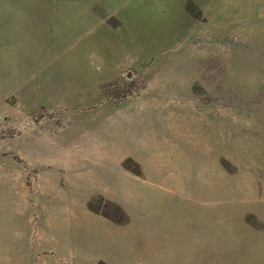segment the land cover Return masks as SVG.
Returning a JSON list of instances; mask_svg holds the SVG:
<instances>
[{"label":"rangeland","instance_id":"obj_1","mask_svg":"<svg viewBox=\"0 0 264 264\" xmlns=\"http://www.w3.org/2000/svg\"><path fill=\"white\" fill-rule=\"evenodd\" d=\"M112 52L127 69L104 100L148 91L157 115L146 195L88 201L127 217L114 264H264V0H0V244L51 245L114 187L59 163L89 130L76 69Z\"/></svg>","mask_w":264,"mask_h":264},{"label":"crops","instance_id":"obj_2","mask_svg":"<svg viewBox=\"0 0 264 264\" xmlns=\"http://www.w3.org/2000/svg\"><path fill=\"white\" fill-rule=\"evenodd\" d=\"M104 64L100 69H91L83 66L78 68L85 93L89 94L92 105L90 111L89 130L84 134L82 145L73 144L63 147L64 157L60 166L73 169L71 175L83 177L78 172L79 162L86 163V167L98 169L100 176L114 184V187L89 195L79 210L63 211L57 221L59 241L47 245L46 243L20 242L13 245L11 242L0 244V264H97L102 261L114 264L119 246L118 224L94 213L88 209L89 199L98 195L105 199L118 202L119 184L130 181L133 185L132 194L146 195V191L137 186L138 181H145L147 174L154 164V147L156 131V101L149 96L148 91L142 95L129 96L119 103L104 100L103 87L111 81L122 77L126 66L118 63L119 57L112 52L102 55ZM74 70V71H76ZM75 81V80H74ZM83 81V82H82ZM72 88L69 84L68 89ZM161 118L160 125L164 124ZM160 131H164L162 128ZM77 143V142H76ZM133 160L141 174L136 175L123 167V161ZM92 175L96 173H92ZM96 176H98L96 174ZM116 184V186H115ZM50 195L58 196L54 192ZM62 195L57 198L60 199ZM52 197V196H51ZM51 197L45 196L44 199ZM133 198V197H132ZM56 225V223H55ZM145 224L142 223L141 227ZM64 233L68 239L64 240ZM13 247L18 251L13 252ZM30 248V251H28ZM24 249V250H22Z\"/></svg>","mask_w":264,"mask_h":264},{"label":"trees","instance_id":"obj_3","mask_svg":"<svg viewBox=\"0 0 264 264\" xmlns=\"http://www.w3.org/2000/svg\"><path fill=\"white\" fill-rule=\"evenodd\" d=\"M128 163H131V160L128 159V160H125V161H124V163H123V167H124L125 169L131 171L132 173H134V174H136V175H140V174H141L140 169H139V167H138L137 164H135V163L132 162V163H133V167H134V169H132V168L128 165ZM87 206H88V209L91 210L92 212H94V213H99L98 211L94 210V209L91 207L90 203H88ZM117 209H118V211L121 212V210L119 209V207H118ZM99 214H101V213H99ZM101 215L104 216V217H106V215H104V214H101ZM106 218H108V217H106ZM113 222H115L116 224H119V225L125 224V223L127 222V217L124 216L123 219H121V220H119V221H113ZM97 264H106V263H104V262H102V261H99Z\"/></svg>","mask_w":264,"mask_h":264}]
</instances>
